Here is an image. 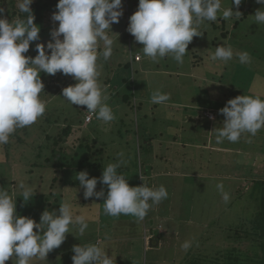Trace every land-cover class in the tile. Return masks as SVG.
Here are the masks:
<instances>
[{"label": "rangeland", "instance_id": "obj_1", "mask_svg": "<svg viewBox=\"0 0 264 264\" xmlns=\"http://www.w3.org/2000/svg\"><path fill=\"white\" fill-rule=\"evenodd\" d=\"M6 2L7 0H0V6L3 7ZM126 3L129 5L130 11L128 12L131 16L138 10L139 0H122L123 9ZM221 5V13L224 9L232 7L233 11L238 10L242 14L239 18L234 16L229 20H224L221 18V13H218L217 21H204L200 24L198 31H200L202 35L194 37L192 42L188 45V52L184 57L183 64H178L171 55L161 59L158 63L152 62L143 54V46L137 43L132 35L130 36V43H128L125 38L123 39L128 27L125 26L126 22L123 20V15L120 17L119 23L111 25V30L108 31V35L114 43L116 42L114 46L118 50L117 63L119 65H114L113 69L111 67V71L109 72L99 68L100 77L98 79L109 97L106 102L115 115L113 121L119 120V118L123 116L122 110H125L129 114L128 119H131L132 122L136 119L140 128L139 133L142 132L141 128L146 130L148 134L142 135V145L143 139L145 138L147 144L151 142L157 146L156 142L159 139L168 136L164 131L165 126H170V128L174 129L175 125L183 126L179 127L177 133V137L182 141V144L193 141L196 145H199L202 144L203 141L201 136L202 133L199 129L200 126L189 124V119H184L180 116V121L176 119L177 121L173 120L168 122L161 116L159 109L156 107L160 109L166 108L151 103V96L154 91L159 90L161 93L163 91V93L166 94V89H168L171 93L169 96L170 100L174 101L175 104H189L187 107L191 104H195L194 108L186 111L185 114L191 115L199 111L202 115L201 118L206 117L212 120L213 126L211 127V134L214 138L215 129L221 128L225 119L219 110L223 108L230 99L241 95H247L251 97H260L264 100V25H257L253 17L256 10L264 7V5L257 4L256 0H242L239 8L232 4L231 0H221ZM133 6L136 7L135 10L132 11L131 7ZM244 12L247 13V16L243 15ZM236 21L239 22L236 23ZM223 33H226L225 38L222 37ZM48 34L49 33L42 35L43 37L39 35L40 39L31 42L30 45L35 46L37 43L46 45L47 42L51 40V35L49 36ZM218 46H231L234 52L233 59L227 63L210 61L209 57L215 52ZM127 48L130 50V57H134L135 59V53H139L142 56L140 63H133V65H130ZM100 51H103L102 42L100 44ZM241 52H247L249 54L250 62L241 63L239 61L236 54ZM126 64L129 66L128 69H126ZM98 65L100 66L101 63ZM104 76H106V80L110 82L107 86L108 88H106V85L103 83ZM40 78L44 84V89L40 93V98L45 101L47 105L45 114L33 125L26 127V129H29L28 137L23 132L24 130L18 129V131L10 137L9 150L6 149L5 144L0 145V188H4L7 191L9 190L10 195L15 194L14 198L16 199L17 215H20V213L17 212L19 207L20 210L23 211L21 213L26 212L25 215L32 218L37 223L40 222L41 214L45 211L43 207L42 211H40V206L45 204V201L40 199L41 195L44 194L45 184L38 183V181L36 184H42V186H44L35 189V184H33L35 181H30V178L36 180L40 175L44 179L47 171L46 169L42 170L39 174L34 171V173H30L29 175L26 173L29 168L28 160H35V156L29 154L30 144L36 140H44V138L42 139L41 137L43 133V136H55L62 127L64 128L66 126L63 116L65 114H60L59 111L57 112L58 109H66L68 121L69 123H73L74 127H77L82 120L84 121V126L90 123V121H86V113L84 114L85 116L83 114L79 115L78 110H76L78 106L71 105L68 101L64 100L63 96L61 97L63 88L76 83L70 75L66 76L60 72L55 75H48L42 72L40 73ZM178 87L180 91L177 92L176 89ZM109 88L111 89L106 90ZM139 91L142 95L144 91H147L146 97L149 99V103L143 105L141 108L140 120L138 119V113L133 111L131 106L133 100H135L136 104L139 102ZM123 95L128 96L129 100H132L131 105L122 101ZM198 103H201V105L199 106ZM212 104H215V106L218 105V109L211 111V108H204ZM80 108L82 107L80 106ZM179 109L181 112H184V107ZM49 112L52 114L49 115ZM163 113L165 114V112ZM81 116H83L84 119ZM146 116H148L147 120H145ZM95 121L101 123L102 120L96 118ZM94 122H92L93 125L95 124ZM102 123L110 127V123H105L103 121ZM84 126L82 127L84 128ZM129 126L130 122H127L126 130ZM100 128L105 130L103 126ZM182 128H184L183 131ZM89 129L90 128L87 127L88 131ZM116 129H113V127L110 129L106 128L109 133L106 134L103 139L96 141L95 144L97 150L103 148L104 152L102 155H91L92 152L96 151L93 149L92 152L88 154L91 161L100 159L102 160L101 164L105 165L106 161L107 166L110 163H117L120 160L121 157L118 156V150L115 148L110 149L113 145H111V143L108 142L109 139H107L109 135L110 137L114 136L113 131ZM103 130H101V132H104ZM125 134L124 130L122 135L125 136ZM16 135L21 137L26 145L18 144ZM102 135L103 133L101 136ZM80 136H82V134L77 133L76 136L70 138L67 144L71 145L74 143L76 147H78L81 144L79 141L82 139L80 138V140L77 141ZM127 136L125 140H127ZM130 137L134 139L135 136L130 134ZM91 138L94 139V136L91 135ZM132 138L131 140H133ZM102 140H105L106 143ZM136 141L138 140L135 138L134 145H136ZM221 144L222 151H224V153L227 152L226 157H229L227 158L229 160V165L228 162H226L227 165L221 169V173L214 172L219 163H211L208 157L209 153L206 151H198L200 157L198 155L197 158L194 159L197 161L199 158L197 163H188V160H186L184 164L180 163L173 166L170 165L172 162L165 164L163 161L159 160L160 158H164V156L155 159L150 158L147 151L143 149L144 151L142 152L141 158V168L143 169L139 177L141 178L142 176L144 178L145 184L147 180H151V187L158 188L163 185L168 192L167 199L153 208L156 215V218L153 217L156 221V224H154L156 225L155 229L161 230L162 228H166V221L163 220L164 218H161L163 215L169 219L172 217L174 222L170 221L168 223L170 226H168V228L172 230L167 237L168 239L163 241L161 250H151L150 252L143 253L141 238H137L134 240V246L130 249L131 254L125 257L127 262H118V264H187L189 257L192 255H195L194 264H223V260L226 258V251L232 249L238 252L244 251L248 254L249 258H251V251H249L251 243L249 242V237L240 241L243 235H238L240 237L239 239L235 232L236 226L241 221L245 220V217H248L246 216L248 210L245 209L244 211H240L237 203L233 204L231 200L238 196V194L245 199L248 193L253 192L255 181L264 182V165L260 163L264 162V129L258 131L253 137L244 134L236 143L229 142L225 139ZM161 149L162 148H158V151H161ZM177 149L178 145L176 144L172 146L169 153ZM129 151V155L132 156V151ZM184 152H186V154L190 152V154L194 155L195 150L191 149V151H188L187 149H183L182 153L184 154ZM83 153L84 151L82 154ZM108 157L109 159L107 160ZM121 159H123L125 163L118 168V171L122 170L125 172V170L122 169V167L125 166L128 168L133 167V158L126 157L124 154ZM113 160L115 161L112 162ZM207 162L209 164L206 174H196L199 171L202 172L200 167L203 168ZM148 165H152L155 171L160 173L156 175L154 179H152V175L149 178L145 174ZM81 171L83 170L67 171L64 180L67 179L68 182L71 181L72 185L77 183L75 186L76 188L73 186L75 189L71 192L73 190L72 186H65L68 189H63L62 187L61 192L66 191V193L61 197L57 196V193H54V195L50 197L49 210L56 211L57 215H59L57 208V199L59 198H61L60 202L71 204L73 211L77 214H82L81 208L78 207L75 209L73 205H79L80 202H84L83 206L85 207H94V211L95 208L96 210L101 208L102 213H100V218H98L104 222L102 223V225H104L102 226L103 230L107 231L108 228H106V226L110 222L107 219L109 216L106 215L103 210L104 199H97L96 197L84 198V189L76 179V175ZM87 172L89 174L88 178L98 179L96 190L100 191L103 188L106 195L108 191L107 186L99 181L102 172L96 170ZM216 174L220 175V180L218 178L219 176ZM124 175L128 174L125 173ZM129 175L131 181L128 183L132 182L136 184L137 179L132 169L129 170ZM21 180L26 181V185L32 187L34 192L36 190L34 196L27 203L20 197V191L17 187ZM75 180L76 182H73ZM132 183L130 186H134ZM220 183L224 185V191L230 194L228 203L223 201L222 195L217 189V184ZM142 184L143 181L141 180V185ZM17 198H20L19 202H17ZM216 203L220 204L217 206ZM239 204L240 206H246L243 199L239 201ZM86 213L88 215L90 214L89 209ZM150 214L152 215L151 210L148 211L144 218L145 224L149 222L147 217L151 216ZM129 218L136 220V218L132 216H129ZM88 221L93 222L90 221V219ZM115 224L119 226V228L125 225L122 223ZM151 226L152 224H150L149 227L151 228ZM71 228H73L72 231L77 230V228L75 229L71 226L70 231ZM150 228L146 226L145 233H149V230L151 231L150 233H152V229ZM34 231L38 230L34 229ZM147 237H149V235H147ZM150 240L152 241L151 238H148L145 245L149 244V242H151ZM186 240L193 241L192 247L187 252L181 249V244ZM52 251H55V249ZM57 251L63 252L62 248ZM73 255L74 253H71V256L67 255L63 259L70 260L68 263L73 264ZM49 256V264H63L61 255L50 253ZM11 264H15V260L11 262ZM31 264H41V261L33 260Z\"/></svg>", "mask_w": 264, "mask_h": 264}, {"label": "clouds", "instance_id": "obj_2", "mask_svg": "<svg viewBox=\"0 0 264 264\" xmlns=\"http://www.w3.org/2000/svg\"><path fill=\"white\" fill-rule=\"evenodd\" d=\"M33 0H18L17 7L25 18L9 22L4 17L5 9L0 6V145L9 143L10 137L18 129L33 125L46 112V102L40 93L44 84L40 73L55 75L60 72L71 76L76 83L62 89V96L71 105L86 106L87 111L96 114L98 120L112 122L115 115L106 102L109 97L99 82L100 71L97 64L102 55L105 61L113 53V40L108 35L111 25L119 23L123 15L122 0H58V11L52 20L58 22L47 44L37 43V55L32 58L24 55L30 43L40 39V27L34 23L30 5ZM237 8L242 0H231ZM264 5V0H256ZM221 0H139L138 10L129 18L127 31L141 44L143 54L152 62L171 55L178 63H184L188 45L204 21L215 22L221 13ZM239 18L240 11L232 7L224 9L221 18ZM257 25H264V7L254 14ZM112 32V31H111ZM103 51L100 52V44ZM241 63L250 62L247 52L236 54ZM234 56L231 46H218L209 57L210 61L227 63ZM168 94L154 91L151 103L165 104ZM225 117L223 126L215 129L217 143L225 139L238 142L244 134L253 137L264 129V100L247 95L230 99L221 108ZM250 142V139H249ZM123 153H118L123 157ZM125 161L110 163L103 167L100 183L107 186L97 191V178H88L87 171L76 175L84 189L85 199L103 198L104 213L111 217L121 215L135 217L142 221L150 208L167 199L168 192L161 185L149 187L144 183L130 186L128 180L117 170ZM20 197L27 203L34 196L32 187L20 181L17 185ZM217 189L225 203L230 194L224 191L222 183ZM15 194L0 188V264L15 258V264H31L33 260L47 261L48 254L61 246L70 226L76 227L83 236L88 228V218L73 211L71 204L60 203L59 215L56 211L45 210L40 222L16 214ZM37 229L38 231H34ZM193 241L186 240L181 249L187 252ZM73 264H113L100 242L74 245Z\"/></svg>", "mask_w": 264, "mask_h": 264}, {"label": "trees", "instance_id": "obj_3", "mask_svg": "<svg viewBox=\"0 0 264 264\" xmlns=\"http://www.w3.org/2000/svg\"><path fill=\"white\" fill-rule=\"evenodd\" d=\"M17 2L18 0H7V2L4 4L3 8L5 9L4 12V17L6 18L9 22H11L12 20L15 19H22L25 18L24 13H21L17 7ZM127 2V1H126ZM58 3V0H33V3L30 5L33 15L35 17L34 19V23L40 27V33L39 35H45L47 33H49L48 35L50 36L51 31L57 27V22H54L52 20V15L54 12L58 11V9L56 8V5ZM136 6L131 7V10H135ZM123 20H125L126 22V27L129 24V12L130 8L129 5L126 3L125 8L123 9ZM242 14V13H241ZM244 16H247V13L244 12L243 13ZM243 19V18H242ZM240 21V20H239ZM239 21H236L239 22ZM131 34L129 32H127V30L125 31V35L123 36V39L125 38L127 40L128 43L131 42V38H130ZM226 33L222 34V37L225 38ZM43 37V36H42ZM116 43V42H115ZM115 43H113V53L112 56L109 60L105 61L102 57V55H100V57L98 58L97 64L101 65L99 66V68H101L104 71H111V67L113 69L114 65H117L118 63V50L115 48ZM36 46V45H35ZM35 46L34 45H30L29 47V51L27 53H25L24 55L26 56H30L32 58H34L37 55V52L35 50ZM128 46V45H127ZM128 49V55H129V63L130 65H133V63H137L134 59V57H130V50ZM102 53V51H100ZM137 53H135L136 55ZM139 54V53H138ZM142 57V56H141ZM100 61V63H99ZM135 61V62H134ZM141 61V60H140ZM139 61V62H140ZM119 65V64H118ZM129 66L126 64V69H128ZM106 76H104L103 80H104V84L106 85V88H108L107 86L110 84V82L108 80H106L107 78H105ZM106 89V90H110ZM134 95V93H133ZM62 97V95H61ZM139 102L136 104L135 100H129V97L126 95L122 96V101L124 103L130 104L132 102V109L133 111H136L138 113L139 116V120H140V113L142 112L141 108L143 106L144 103V98L142 96V94L139 91ZM65 100V99H64ZM66 101V100H65ZM142 103V104H141ZM82 108H80V106H78V108L76 110H78V114L80 115H84L86 113L89 114L91 112L87 111L86 106H81ZM119 111H121L120 109H118ZM60 112V114H65L64 116V122L66 123V126L60 129L59 133H57L55 136H49V135H44V133L41 135L42 139L44 138V140L42 141H38L36 140L35 142L30 144V151L29 154H32L33 156H35V160L31 161L28 160V165L29 168L26 171V173L29 175L30 173H34V171H36L38 174L39 172H41L42 170L46 169V177L43 179L42 176L39 175V178L34 180L30 178V181H35L34 188L35 189H39L38 187H43L42 184H45L44 188V194L41 195L40 199H43L45 201V204L41 207L42 211V207L43 210H49L50 207V197L52 195H54V193H57V196H63L65 192H61L62 187L63 189L67 188L68 186H72V191H74V189L76 188V184H71V181L68 182L67 179L64 180V176L66 175L67 171L69 170H85V171H103V167L106 166V161H105V165L101 164L102 160H94L91 161V158L88 156L89 152L91 153L93 149H95V152H92L91 155H102L103 154V148H100V150H97L95 147L96 141H99L100 139H103L105 137L106 134L109 133V131L106 130V128L110 129L111 127H113V129H116L113 131L114 136L110 137L107 136L108 142L111 143V145H113V147H111L110 149L115 148L116 150H118V153H123L126 155V157H131L134 159V161L132 162V166L137 167V160L135 158V153H142L145 149L147 151V146H151V142H149V144H147L146 139H143V145L142 143V135L144 134H148L146 132L145 129L141 128V133H139L140 128H139V124L137 123L136 119L132 122L131 119L129 118V114L127 111L122 110L123 111V116L121 118H119V120L117 121H112L109 122L110 123V127L107 126L106 124L104 125L101 121V123H97L95 121L96 119V114L93 113V117L90 121V123L88 125H83L84 121H80V124L77 125V127H74L73 123H69L68 121V117H67V111L65 108L63 109H58L57 112ZM52 114L51 112H49V115ZM59 115V113H58ZM85 116V115H84ZM67 117V118H66ZM83 117V116H81ZM84 119V117H83ZM148 119V116L145 117V120ZM138 120V121H139ZM95 121V122H94ZM94 122L95 124L93 125ZM127 122H130V126L127 128L126 130V125ZM92 123V124H91ZM129 125V124H128ZM84 126V128L82 127ZM103 126L105 128V130L101 129L100 127ZM87 127H89V131L87 130ZM120 128V129H119ZM119 129V130H118ZM21 130V129H19ZM24 130L23 132L26 134V136L28 137L29 133H28V128H24L22 129ZM101 130H103L104 132H101ZM125 130V136L122 135L123 132ZM18 131V130H17ZM82 134V136H80L77 141L80 140V138H82L79 142H81V144L76 147V145L74 143H72L71 145H68V141L70 140V138H72L73 136H76V134ZM103 133V135L101 136V134ZM130 134L132 136H135L134 139L132 137H130ZM91 135L94 136V139L91 138ZM129 135V136H127ZM127 136V140H125V137ZM16 140L18 144H25L24 140L16 135ZM131 138L133 140H131ZM135 138L138 140L136 141V145H134V141ZM106 143L105 140H102ZM10 143V142H9ZM7 143L5 144L6 149L9 150L10 144ZM108 147V146H107ZM151 148V147H150ZM142 149V150H141ZM129 150L132 151L133 156L128 155ZM84 151V153L82 154V152ZM127 151V152H126ZM125 152V153H124ZM81 153V154H80ZM124 156V155H123ZM161 156H164V154H162ZM109 159V157L107 158V160ZM111 159V158H110ZM121 159V158H120ZM115 160H113L112 162H114ZM261 164L264 165V162H260ZM124 167H122L123 169ZM126 169L125 172H123L122 170H119V173L121 174H125V173H129V169L127 166L125 167ZM139 168V167H137ZM141 168V167H140ZM143 169V168H141ZM146 170H148V168H146ZM50 171V172H49ZM118 171V170H117ZM50 173V174H49ZM23 181V180H21ZM39 181V182H38ZM25 184H27L26 181H23ZM42 183L40 184H36V183ZM73 182H76L73 181ZM71 184V185H70ZM31 185V184H30ZM67 186V187H65ZM75 188H74V187ZM37 187V188H36ZM68 189V188H67ZM9 192V190H8ZM36 192V190H35ZM60 199H57V208L58 206H60V203H62V201L60 202ZM243 199L246 203V206H240L239 201ZM20 201V198H17V202ZM231 202L237 203L239 210L240 211H244L245 209L248 210L245 220L241 221L235 228V232L238 235H243V237L240 239V237L238 236V238L240 239V241L245 240L246 238L249 237V242L251 243V248L249 249V251H251V258H249L248 254L244 251H240L238 252L237 250H230V251H226V255H225V259L223 260V264H264V182H258L255 181L254 183V187H253V192L248 193L245 197V199L243 198V196L239 195L234 197ZM84 202H80L79 205H75L74 208H78V207H85L83 206ZM18 207V206H17ZM96 210V208H95ZM17 212L20 213V216H26L25 213H21L23 211L20 210V208L18 207ZM40 213V212H39ZM40 217V215H39ZM235 227V226H234ZM106 228H108L107 231H103L105 232L109 237H111L113 239V237L115 238L118 233V231H120L122 229V227H118L119 230H117L116 226L115 228L113 227V224H108L106 226ZM112 228V229H109ZM111 230V231H110ZM110 233V234H109ZM113 233V234H112ZM240 235V236H241ZM114 250H123L119 247H116L115 245H112ZM154 247H157V243H155L154 241ZM118 258L120 259V255H117ZM194 258L195 255H192L189 257L187 264H194ZM15 260L14 257L10 258L8 261H6V264H11V262H13Z\"/></svg>", "mask_w": 264, "mask_h": 264}, {"label": "crops", "instance_id": "obj_4", "mask_svg": "<svg viewBox=\"0 0 264 264\" xmlns=\"http://www.w3.org/2000/svg\"><path fill=\"white\" fill-rule=\"evenodd\" d=\"M136 55L140 56V58L142 59L140 54L137 53ZM137 63H140V62H137ZM191 77H193V76H191ZM166 90L167 91L165 93L170 96V94H171L170 91L168 89H166ZM176 91L177 92L180 91V88L178 87L176 89ZM162 93H163V91H162ZM142 96L144 98L143 105H147L149 103V99L146 97L147 91H144ZM201 103H198V105L200 106ZM156 105L157 106H164V108L167 109V110L166 109H160L159 107H156L157 109H159L161 116L168 122L176 120V119H178V121H180V116H182L184 119H186V118L189 119V124H194V125L200 126L199 129L202 133L201 136H202L203 141H202V144H199V145H196L193 141H188V142L182 144V141H180L177 137V133H178L179 127H183V126L175 125L174 129L170 128V126H165L164 131L168 136L165 138L159 139L156 142L157 146H155L152 143H151V146H147V153L150 156V158H152V159L153 158L154 159L160 158L161 155L164 154V158H160L159 160L163 161L165 164L172 162V163H170V165L175 166V165L180 164V163L184 164L186 160H188V163H197L199 158L197 161H195L194 159H196L198 155L200 157V153L198 151H206L209 153L208 157H209V161L211 163H219L217 169H215L214 172L221 173L220 172L221 169L223 167H225V165H227L226 162H228V165H229V160L227 159L229 157H226L227 152L224 153V151H222V144L217 143L216 139L211 134V127L213 126V123L211 122L212 120H210L209 118H206V117L201 118L202 115L200 114L199 111H196L195 113H192L191 115L185 114L186 111L192 110L194 108L195 104H191L189 107H187V105H189V104H179V103L175 104L174 101H171L169 99V101L166 102L165 104H156ZM182 107H184V112H181V110L179 109ZM222 107H223V105H222ZM204 108H211L210 110L213 111V110L218 109V105L215 106V104H212L210 106H205ZM163 112H165V114ZM177 117H179V118H177ZM182 121H184V120H182ZM184 125L186 126L185 123H184ZM209 127H210V129H209ZM183 130H184V128H182V131ZM213 138H214V140H213ZM195 141L198 142L197 140H195ZM176 144L178 145V149L173 150L169 153V151L172 149V146H174ZM158 148H162L161 151H158ZM183 149H187L188 151H191V149H193V150H195V153H194V155L190 154V152L187 154H186V152H184V154H183L182 153ZM129 153H130V151L128 152V155H129ZM149 156H148V158H149ZM135 158L137 160V167H139V168H137V167L134 168V166H133L132 168H129V169H132V172H133L134 176L136 177L137 182H136V184H134L132 182L131 183L134 186H136V185L140 186L141 185V178L139 176L142 174V169L140 168L141 167L142 153L136 152ZM208 164L209 163L207 162V163H205L203 168L200 167V169H202V172L199 171L196 174L205 175L206 171H207ZM125 167L123 168V170L126 169ZM146 168H148V170H146L145 174L149 178L152 175V179H154L156 175L160 174L159 172L155 171V168L152 165H148ZM101 172H103V171H101ZM216 175L219 176L218 178L220 180V175H218V174H216ZM124 176H126L128 182L131 181L130 180L131 177H130L129 173H128V175H124ZM131 183H129V185H131ZM151 183H152L151 180H147L146 184H147V186L151 187ZM219 204L220 203H216L217 206ZM73 206H75V205H73ZM59 207L60 206H58V211H59ZM154 207H157V205H154L150 208L152 215L150 214L151 216L147 217L149 222H147L146 224H145V219H143L142 221H137V220H132L131 218H129V216H125V215H121L119 217H113V218H111L109 216L107 219L109 220L110 223L113 224L114 228L116 226L117 227L116 229H119L118 228L119 226H117L115 223L125 224L124 226H122V229L120 231H118V233H117L118 236H116L115 238L113 237V239L111 237H109L105 232H103L104 230H103L102 226H104V225H102V223H104V222L99 219L100 213H102L101 208H98L97 210L94 211V207H80L82 214H84L88 218V220L90 219V221H93V222L88 221V228H87V230L83 236L79 235L77 230L72 231L73 228H71V233L66 235V240L60 246V248H62L63 252L57 251L60 248H56L55 251H51L50 253H55L56 255H61L62 259H63L65 256H67V255L71 256V253H74L72 251V248L74 245H80V244L83 245V244H87V243L100 242L101 246L104 247V249L107 251V254L112 257L113 264H118V262H120V263H126L127 262L125 257L129 256L131 254L130 249L134 246V244H135L134 240H136L137 238H141L143 253L150 252L151 250L152 251H158L159 249L161 250V248L163 246L162 245L163 241L168 239L167 237H168V235H170V231L172 230V229L168 228V226H169L168 223L170 221L174 222V220L172 217H170V219H169L163 215L161 218H164L163 220L166 221L165 222L166 228H164V229L162 228L161 230L155 229L156 225H154V224H156V221L154 218H156V215H155V212L153 210ZM75 209H77V208H75ZM88 209L90 211L89 215L86 213V211H88ZM110 223H108V224H110ZM150 224H152L151 228L149 227ZM146 226H148V228L152 229V233H150L151 232L150 230H149V233L148 232L145 233ZM74 228L76 229V227H74ZM138 230H139V233H138ZM147 235H149V237H147ZM148 238H151L152 241L150 240L151 242H149V244L145 245V242H146V240H148ZM169 239H170V237H169ZM154 241H155V243H157V247H154ZM115 244H116V247H119L123 250H114L112 245H115ZM49 254L47 256V261H41V264H49L50 263ZM117 255L121 256L120 259L118 257H116ZM175 255H176V252H175ZM69 261L70 260L63 259V264H72V263H68Z\"/></svg>", "mask_w": 264, "mask_h": 264}, {"label": "built area", "instance_id": "obj_5", "mask_svg": "<svg viewBox=\"0 0 264 264\" xmlns=\"http://www.w3.org/2000/svg\"><path fill=\"white\" fill-rule=\"evenodd\" d=\"M140 60H141L140 56L136 55L135 56V61L139 62ZM92 117H93V113L87 114L86 115V121H88V122L91 121ZM5 264H6V262H5Z\"/></svg>", "mask_w": 264, "mask_h": 264}]
</instances>
